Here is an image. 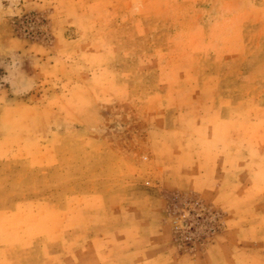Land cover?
I'll use <instances>...</instances> for the list:
<instances>
[{
    "label": "rangeland",
    "instance_id": "1",
    "mask_svg": "<svg viewBox=\"0 0 264 264\" xmlns=\"http://www.w3.org/2000/svg\"><path fill=\"white\" fill-rule=\"evenodd\" d=\"M1 76L22 81L0 95V250L73 256L60 214L69 237L92 203L146 200L167 238L146 264H264V0H0ZM172 193L219 213L193 252Z\"/></svg>",
    "mask_w": 264,
    "mask_h": 264
},
{
    "label": "crops",
    "instance_id": "2",
    "mask_svg": "<svg viewBox=\"0 0 264 264\" xmlns=\"http://www.w3.org/2000/svg\"><path fill=\"white\" fill-rule=\"evenodd\" d=\"M2 80L3 76L0 77V82ZM21 81L22 79L18 80V84L16 82L14 86H9V89L5 85L0 84V95L10 90L12 95H18L21 91V85H19ZM123 193L127 194L128 192L124 190ZM103 203L109 204L107 202ZM100 204L101 202L96 203V205L91 204L94 205L91 207L92 210H98L92 213V216H84L83 218V213H81V220L79 218L75 219V230L69 237L66 234L67 228H63L67 218L60 214L57 220L59 224L58 237L55 236L54 239L59 242L66 240L81 241L80 246L82 247L77 248L73 256L72 254H68L65 249L51 254L45 251L44 247L40 244L33 243L26 247L16 248L11 252L0 250V264H146L148 256L158 261L166 256L163 250L165 248L163 241L166 237L163 233L162 220L156 217L152 219L150 216H147L146 200L145 202L140 200L122 202L118 206H116L117 204L104 206L107 208V212L100 213L103 216L105 214L106 217H101L102 220L93 218L94 215L97 216L99 214V209L103 207ZM120 207L124 211V214L122 219H118L119 221L115 223L116 217H111L113 214L111 211L113 210L112 208L120 209ZM134 211H137L136 215L138 217H131ZM51 223L55 224L54 222ZM46 239L52 238L47 234L43 240ZM129 242H132L135 246H140L139 243L142 242H144L143 245L150 242L149 254H147L145 247L142 250L141 247L137 249L134 247V250L131 251L128 245ZM86 245L90 247L87 253L83 249ZM121 245L123 250L115 252ZM116 260L119 263H116Z\"/></svg>",
    "mask_w": 264,
    "mask_h": 264
},
{
    "label": "built area",
    "instance_id": "3",
    "mask_svg": "<svg viewBox=\"0 0 264 264\" xmlns=\"http://www.w3.org/2000/svg\"><path fill=\"white\" fill-rule=\"evenodd\" d=\"M165 213L172 239L178 247L193 252L220 230L219 213L202 200L186 194L172 193L165 198Z\"/></svg>",
    "mask_w": 264,
    "mask_h": 264
}]
</instances>
